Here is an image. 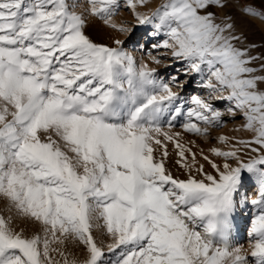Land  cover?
Here are the masks:
<instances>
[{
    "label": "snow or ice",
    "instance_id": "1",
    "mask_svg": "<svg viewBox=\"0 0 264 264\" xmlns=\"http://www.w3.org/2000/svg\"><path fill=\"white\" fill-rule=\"evenodd\" d=\"M230 2L164 0L147 14L139 9L149 0H88L85 16L79 0H0V197L40 226L28 235L0 214V264H264V75L255 74L264 65L252 66L260 57L242 46L232 17L218 16ZM123 7L147 26L150 48L166 50L182 73L165 78L123 40L91 39L88 17L131 31L114 19ZM240 11L264 21V0ZM188 77L207 96L174 90ZM238 113L255 135L236 143L256 155L212 148L223 158L201 153L212 171L170 131L179 118L185 131L207 138ZM169 143L185 179L166 167ZM248 180L258 189L251 201ZM249 202L258 206L250 254L230 243L237 206ZM99 229L114 241L111 258ZM69 245L83 249L82 261Z\"/></svg>",
    "mask_w": 264,
    "mask_h": 264
},
{
    "label": "rangeland",
    "instance_id": "2",
    "mask_svg": "<svg viewBox=\"0 0 264 264\" xmlns=\"http://www.w3.org/2000/svg\"><path fill=\"white\" fill-rule=\"evenodd\" d=\"M163 2L164 0H149L147 7L139 10L150 14L151 12L155 11V9ZM246 2H248V0H241V3H236L235 0H232V2L228 4L227 8H225L223 11H218V16L221 19H223L225 15H230L232 17V21L235 23V31L242 38V46L248 47L250 49L251 55L260 57V59L254 61L252 65L253 67L259 69L262 65H264V21H261L258 18H249L245 16L242 11H240V9L243 7V3ZM121 3H123V0H121ZM79 4L80 6L76 9V11L83 12L85 16H88V0H79ZM257 6L260 7L261 5L257 4ZM88 18L89 26L87 29V34L95 42L114 46L112 43L114 39L123 40L125 42L123 46L134 56H136L138 61L144 60L149 62L150 66L157 68L158 72L165 78H167L169 75L177 74V70H179L180 73L183 72V66L180 63L173 61L170 57V54H166V50L150 48V44L154 41L148 35L147 26L138 27L133 13L126 7H123L120 10L119 15L114 17V19L116 23L124 24L126 27L131 29V31L127 33L118 32L108 28L104 26L100 20L94 17ZM253 45H255V47H252ZM149 52H151L152 56L161 58L163 63L160 65L151 63L150 57L148 55ZM165 65H168V67H165ZM255 74L264 75V72H257ZM180 79L184 80L185 77L181 75ZM187 79L189 83L185 85L184 89L174 90L180 91L181 96L185 98L192 94H201L207 96V92L205 90H202L191 83V77H188ZM261 87H264V84H262ZM213 103L220 109H223L227 104V102L219 100H215ZM185 107L187 106L185 105ZM224 119L226 120V123L222 127L212 128L210 130V136L207 138L185 131L181 126L183 121L179 118L173 121L174 126L170 131L173 133L180 132L181 143L186 145L191 149V152L196 154V160L198 163L204 164L207 171H212L207 162L203 160L201 156L202 152L203 154L208 155L212 160H215L218 164H222L223 158L215 156L211 152L212 148L230 150L233 145L243 148L242 145H239L236 142L238 140H250L255 135L253 132H250L242 127L246 121L239 113L234 120L227 116ZM220 136H226L228 138V142L221 143L219 141ZM252 147H257V145H252ZM168 151L169 156L167 158L166 167L171 171L174 177L185 179L187 177V172L183 167H181L180 164L177 163L180 158L173 143L168 144ZM240 154L245 160H247L249 156L256 155V153H251L250 149L248 148H243V151ZM157 155L159 157V153H157ZM188 157V162L191 163V155L188 154ZM230 162L233 163V166H235V161ZM244 193L247 195L249 201L258 198V189L250 180L245 182ZM0 214H3L5 217L12 216L18 230L24 229L28 235H31L40 229L38 224L32 223L31 221L17 216L15 210L9 212L8 202L3 197H0ZM257 214L258 206H253L250 202L244 204L243 206L238 205L234 213L233 222L235 228L232 237L230 238V243L234 246L242 247L245 253L248 254H250L252 250L253 243L249 237V231L252 221ZM94 235L96 236L100 246L104 249L107 258H111L114 254L108 252V245L114 243L112 238L105 233L104 229L94 230ZM69 250L77 259L81 261L84 259L85 253L82 248L69 245ZM53 255L56 260L62 262L61 257L57 256L55 253Z\"/></svg>",
    "mask_w": 264,
    "mask_h": 264
}]
</instances>
